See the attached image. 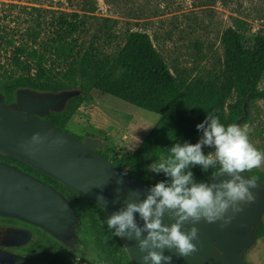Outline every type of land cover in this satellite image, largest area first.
<instances>
[{
	"label": "rangeland",
	"instance_id": "1",
	"mask_svg": "<svg viewBox=\"0 0 264 264\" xmlns=\"http://www.w3.org/2000/svg\"><path fill=\"white\" fill-rule=\"evenodd\" d=\"M61 13L84 22L79 42L94 43L105 55H114L130 31L147 32L175 76L187 78L178 99L164 114L138 108L95 91L66 125L76 137L87 134L103 139L109 155L131 152L145 164L166 155L175 142L197 143V125L207 113L219 118L236 98L226 67L223 31L244 21V35L264 33V0H0V84L14 71L12 49L23 43L37 46L49 37L48 25ZM36 27L35 39L26 29ZM9 41V42H8ZM264 89V73L259 82ZM250 142L264 151V99L250 106L247 122ZM206 154L214 148L204 146ZM264 173V164L251 170ZM155 179H169L163 173ZM264 220V218H263ZM244 260L264 264V242L246 251Z\"/></svg>",
	"mask_w": 264,
	"mask_h": 264
},
{
	"label": "trees",
	"instance_id": "2",
	"mask_svg": "<svg viewBox=\"0 0 264 264\" xmlns=\"http://www.w3.org/2000/svg\"><path fill=\"white\" fill-rule=\"evenodd\" d=\"M77 18L76 13H71L70 17L61 13L49 23V37L46 40L39 42L36 47L21 43L12 49L10 60L14 71L8 73L0 84L5 101H13L19 87L53 92L78 88L81 95L71 98L63 111L50 112L45 116L66 131L67 123L95 91L164 115L180 96L187 78L173 75L150 35L145 31H130L116 54L105 55L94 43L97 37L87 46L79 42L78 35L86 29L83 20ZM243 24L244 21L238 20L236 26L227 27L221 36L226 51V67L236 96L228 105L227 113L220 117L221 123L225 125L233 124L243 114L244 103L249 111L253 102L264 99V89L259 88L264 73V33L244 35L239 31ZM36 27H40L39 22L35 27L29 26L26 29L28 37L35 39ZM3 38V33H0V41ZM247 120L248 117L240 127ZM202 150L206 154L204 147ZM99 152L119 167L129 166L131 173L152 186L159 181L168 180L155 179L156 173L147 170L154 161L141 164L131 152L111 155L102 149ZM0 160L13 163L52 184L75 205L82 223L91 231L90 239L95 250V255L86 258L84 264H132L119 237L114 236L113 231L107 228L108 216L101 207L27 165L3 157ZM191 171L196 180L218 172L217 169H210L205 173L199 166L192 167ZM247 173L264 181V173ZM263 218L264 215L255 232L256 240L264 236Z\"/></svg>",
	"mask_w": 264,
	"mask_h": 264
},
{
	"label": "water",
	"instance_id": "3",
	"mask_svg": "<svg viewBox=\"0 0 264 264\" xmlns=\"http://www.w3.org/2000/svg\"><path fill=\"white\" fill-rule=\"evenodd\" d=\"M78 88L56 92L19 87L14 100L5 101L0 91V157L27 165L72 189L101 207L107 216L125 206L126 201L146 198L152 185L130 172L129 166L119 167L99 152L104 141L97 136L82 139L45 118L50 112H61L67 102L81 95ZM246 103L243 114L233 124L241 126L248 117ZM38 136V139L34 137ZM245 178H253L247 172ZM255 178V177H254ZM230 179L218 172L196 182L212 183L213 180ZM117 180L122 183L118 184ZM257 187L252 189L254 203L242 205L227 226L201 220L194 226L198 251L190 257H179L174 251L165 250L173 257L172 264H251L244 254L256 243V229L264 215V181L255 178ZM139 192V196L131 193ZM103 197V199H98ZM231 215V211L228 213ZM0 215L16 217L35 224L69 245L73 226L80 220L75 205L57 188L41 178L26 172L13 163L0 160ZM138 224L143 225L139 214ZM167 216L165 224H171ZM193 225L187 224V231ZM132 264H142L138 242L119 237Z\"/></svg>",
	"mask_w": 264,
	"mask_h": 264
},
{
	"label": "clouds",
	"instance_id": "4",
	"mask_svg": "<svg viewBox=\"0 0 264 264\" xmlns=\"http://www.w3.org/2000/svg\"><path fill=\"white\" fill-rule=\"evenodd\" d=\"M196 127L202 132L197 143L175 142L166 150V155L148 166L149 172L163 173L169 179L155 183L146 198L126 201L125 206L106 220L114 236L138 242L139 252L143 253L142 264H172L173 257L166 255L165 250L174 251L179 257H190L198 251L193 243L198 240L195 224L201 220L219 221L223 228L243 211L242 205L255 202L252 191L257 187L255 178H245L241 174L261 167L264 151L250 142V129L236 124L225 125L213 113H207L206 119ZM204 146L214 151L205 154ZM196 166L205 173L217 169L219 175H227L230 179L196 182L191 171ZM117 183L122 181L117 180ZM131 195L139 196V192L133 191ZM137 213L143 221L142 226L136 220ZM165 216L174 222L165 224ZM187 224L193 226L182 230Z\"/></svg>",
	"mask_w": 264,
	"mask_h": 264
},
{
	"label": "flooded vegetation",
	"instance_id": "5",
	"mask_svg": "<svg viewBox=\"0 0 264 264\" xmlns=\"http://www.w3.org/2000/svg\"><path fill=\"white\" fill-rule=\"evenodd\" d=\"M81 219L67 245L35 224L0 215V264H84L95 250L91 231Z\"/></svg>",
	"mask_w": 264,
	"mask_h": 264
},
{
	"label": "crops",
	"instance_id": "6",
	"mask_svg": "<svg viewBox=\"0 0 264 264\" xmlns=\"http://www.w3.org/2000/svg\"><path fill=\"white\" fill-rule=\"evenodd\" d=\"M257 240H260L261 242H264V236L259 238V239H257ZM257 240H256V242H257Z\"/></svg>",
	"mask_w": 264,
	"mask_h": 264
}]
</instances>
